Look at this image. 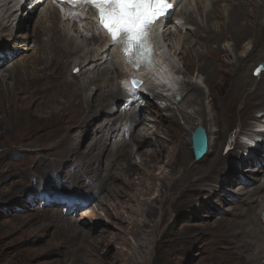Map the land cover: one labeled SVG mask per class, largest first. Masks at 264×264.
I'll return each instance as SVG.
<instances>
[{"label": "rangeland", "instance_id": "1", "mask_svg": "<svg viewBox=\"0 0 264 264\" xmlns=\"http://www.w3.org/2000/svg\"><path fill=\"white\" fill-rule=\"evenodd\" d=\"M213 1L215 0L183 1L181 8L179 7L173 13V18L170 20L177 23L181 21L184 24L181 26L184 27L180 28V26V29H178L175 24H170L169 28L171 31L167 30L166 33L171 34L169 38L167 37L166 45L168 46H166L164 51L165 54L172 58L173 66L180 69L177 71L176 68L171 77L178 84L176 87L179 89L178 91L176 89V91L181 92L186 82H191L202 89L205 94L203 98V113H194L193 110L196 105L195 107L190 105L187 95L183 96L180 94L177 96L181 99L177 100L175 97L171 99V95H174L176 91L172 94L171 91L155 88V91L162 94L163 98L160 100L151 98L149 100L151 102H148L147 108H149L150 114L145 120L143 119V122L145 125H150L147 127H149V132L152 133V136L164 142V149L157 163L155 160L145 162V167L147 168L142 172L137 171L136 173L131 168L129 173L133 177L130 182L126 180V173L120 170L123 168L120 165L115 171V177L110 179L109 192L103 191V193L106 192L105 195L108 202L115 203L111 201L112 197L117 201V210L121 211L122 215L120 222L109 223L108 226H99L98 232L105 239L101 250L93 246L92 243L83 241L82 237H78L74 232V229L77 228L78 231L87 230L89 235L96 233L92 232L93 223L100 221V219H91L84 211L76 215H70L57 207L40 209L41 201L35 197L30 202L28 194L37 190L42 184H44L42 189L51 192L62 191L63 189L72 192L70 188H74L77 184L74 185L66 181V178L73 172L74 158H70L67 165L59 162V164H54L52 160H48L51 163L50 166H44L41 167V170H36L39 165L38 162H35V159L40 156V153L34 149L38 146L30 145L27 147L26 143L17 141L20 139L17 135L18 128L30 123V116L24 112H19L5 101L0 105V264H94L96 258H99L98 254L103 256V252H106L109 258L108 261H103L101 264H125L126 262H129V264H234L233 262L235 261H231L232 258L228 256V248L232 249L235 256L240 250L244 252L243 257L246 260L235 257L236 264H256V260L264 264V250L259 254V257L258 255L251 256L254 251L252 248L247 250L248 241H254L251 235L255 224H257L256 226L264 238V201L258 207L249 204L253 197L256 199L264 197V191L255 190L264 185V172L256 174L257 171L254 168L256 165L255 160L258 159V156L259 159H264V154L261 153L262 148H264V142L263 144H258L255 140L245 141L241 136L245 135V132L238 133L234 128V124L231 123V126L229 125L230 121L236 123L240 121L239 118L232 119L231 106L226 108V105H223L225 111L223 114H220L216 109H212L210 106L211 99L215 103L222 104V95L212 92L213 94L209 97L207 87L203 82L204 76L197 72L201 65L200 62H193L192 60L189 63L190 66H188L181 58L182 55L179 54L185 50L191 55L198 51L204 55L208 54L207 49L200 46L194 35L190 33V30L194 27L185 24L184 14L189 11L195 12L197 4H201L204 12H206L211 8V2ZM229 1L221 2L224 12L225 10L229 12L230 4H237L239 0ZM2 2L1 0L0 18L1 12H3ZM260 2L264 9V0H260ZM45 5L43 4L22 21H19L14 30H17L18 33H31L35 19ZM180 11H184L183 16L180 15ZM196 21H199L197 24L204 25L203 17H197ZM4 22L5 26L0 27V49L2 47L7 48L9 53L20 60L19 63L28 59L30 53H33V49L27 50L24 47L14 46L15 39L12 38L5 45L6 38L9 36L10 22L7 18H5ZM244 23L246 22L244 21ZM58 27L61 33L65 32L66 25L64 23L58 21ZM212 27H216L215 22L212 23ZM81 32L82 30L80 29L79 35H76L78 32L73 31L74 36H76L73 37L75 38L73 40L74 42L77 40L72 45L73 50L77 51V47L82 43ZM88 32L84 31V33ZM160 38L162 41V35ZM262 42L263 45L260 46L259 51L254 53H252V48H254L252 38L248 36L240 41L238 48H233L231 40L218 43L223 51L225 50L231 54V56H223L221 61L215 62L217 66L221 64L226 66L227 74H225V80L227 85H233L234 89L245 84H248L252 89L255 84L264 86V72H261L260 76H255L252 73L256 65L264 61V36ZM88 45L95 50H99V47L93 45L90 40ZM177 48L180 51L178 55H176L177 51H175ZM12 49H14V52H12ZM16 51L17 53H15ZM111 51L109 50V61L106 64L110 68L112 66L118 67L119 75L114 77L116 85L108 89L110 92H119L120 98L115 102L107 103L104 109L99 112L98 120L102 119L104 121L105 119L117 117L115 118L117 126L120 127L123 124L124 113L116 111L112 117H109V115L115 105L122 99L118 81L123 80L124 73L127 70L120 66L119 58L114 54L112 55ZM79 54L83 55L84 53L81 52ZM247 54H252V57L246 60L243 66L239 68L232 67L238 56ZM3 58L4 56L0 60ZM187 60L189 59L187 58ZM76 61V55L69 58L70 64L66 73L68 77L71 73L79 76V67L76 66ZM110 61H112L113 65L112 63L109 64ZM7 63H9V60L4 61L0 65V70L2 68L5 70L8 66L4 67V65ZM88 68L89 72L87 74L92 75L93 65H89ZM187 69H190V71L188 72ZM80 78L83 82L87 81L86 75ZM8 82L12 84L11 80H8ZM150 85H147V87ZM262 92L263 94L259 98L264 97V87ZM149 95L150 97L154 96V94ZM149 103L158 110L163 118L172 116V120H175L177 126L180 127L181 132L179 135L175 134L170 125L168 128L164 127L167 125L166 120L154 121V109L149 107ZM165 104H167V108L164 109ZM236 105L234 103L235 107ZM238 107L240 108L241 105H238ZM178 109L179 111L182 110L185 115L186 113L190 115V119L185 120L182 118ZM145 114L146 112L144 113L143 111L140 119L144 118ZM253 115L259 120L264 119V111L258 113L255 110ZM110 123L111 121L108 122V125ZM221 124L225 127L229 125L231 128L226 136L223 134L224 132L218 130ZM197 125H201L206 129L209 142L211 143L209 145L210 152L201 161L194 159L189 138L193 128ZM249 126L247 127L249 134L253 130L256 134L259 131L257 129H263L264 123L260 121L259 123L253 122ZM72 129L74 133L75 128ZM95 129H98V123L94 124L90 134L83 138H78V142L82 144L81 146L84 150L75 147L74 154L77 157L90 146L91 140L96 135ZM3 134L6 135L4 136ZM246 136L250 137L249 135ZM234 139L242 140L243 144H248V148L237 147L232 151L231 141ZM113 142H117V140L112 138L107 144L109 143V146L114 147L115 144ZM126 142L129 143L128 149L134 152L136 147L133 145L132 140H127ZM252 142L257 143L258 147L256 148V145ZM219 144L220 147H223L222 153L225 162L229 164L228 169L214 171L203 177L201 181H197L199 183L197 189L186 195L188 197L194 195V203L192 205L183 207L181 201L179 208L172 209L162 197L171 181L178 179L179 182L187 183L191 177L207 170L214 157V150ZM140 150H143L144 155L148 153V149L145 147L141 146ZM260 155L262 156L260 157ZM140 158L142 159L143 156L140 155ZM140 158L134 155L133 160L138 162ZM119 159H122V157L117 158L118 161ZM194 161L196 164H194ZM108 163L109 161L102 159L101 171H104ZM63 166L67 170L64 175L60 173V169ZM257 167H260V163H257ZM17 168L21 169L18 170ZM245 168L247 170H244ZM54 169L56 170L54 171ZM190 169H195L197 172L189 171ZM186 170L188 175H185ZM87 177L88 175L86 174L81 176L79 186L82 187L85 196H89L91 204L88 208H97L96 198L90 194L97 196L102 190L96 188L92 191L91 188L85 187L84 183H87V180H85L88 179ZM94 177L91 181L92 185L100 182L98 176ZM82 189L80 190L82 191ZM152 201L155 202L153 204L154 208L150 210ZM167 201L170 202V199ZM147 210L151 212L146 213ZM253 211L257 213L256 218H254ZM103 217L105 221L110 222L107 216ZM68 224L74 226L70 228ZM136 225H140L137 231L134 230ZM140 229L143 230V233L139 234ZM257 235L259 236L258 233ZM191 236L195 238L190 239L191 243L189 241L186 243V248H182L185 237L189 238Z\"/></svg>", "mask_w": 264, "mask_h": 264}, {"label": "bare ground", "instance_id": "2", "mask_svg": "<svg viewBox=\"0 0 264 264\" xmlns=\"http://www.w3.org/2000/svg\"><path fill=\"white\" fill-rule=\"evenodd\" d=\"M2 1L3 12H1L2 14L0 18V27L5 26L4 7L6 5V1ZM222 1L230 2L229 0H215L211 2V8L206 12H204L201 4L196 5L195 12L189 11L184 14V11H180V15L183 16L184 14V19H186L185 24H189L194 27L190 30V33L194 35L196 41L200 46H203L205 49H207L208 54L204 55L198 51L196 53L194 52V55H191L187 53L186 50L182 53H179L180 51L178 50V48L175 51H177L176 55H178V53L182 55L181 58L185 61V63H187L188 66H190L189 63L192 60L193 62H200L201 65L199 71L197 68L196 69L198 74L201 73L204 76L203 82L207 87L209 97L214 92L222 95V104L215 103V101L211 99L210 106L212 107V109L218 110L220 114H223L225 112V105L226 108H230L231 106L232 119L239 118L240 121L239 123L230 121L229 125L231 126V123L234 124V128L238 133H246L249 131L247 127L251 126H249V124H252L253 122L259 123V121L264 123V119L259 120L256 118V116L253 115V112L255 110L258 113H260V111H264V97L259 98L263 94L262 90L264 86H262V84H255L253 85L252 89L248 84L244 83L245 85L234 89L233 85H227L226 83V66L224 64L217 66L215 62L221 61L223 56H231L230 53H227V51H223L221 49L218 43L222 41L231 40L233 42V48H238L240 45V41L248 36L252 38L254 47L252 48V53L259 51L260 46L263 45L262 40L264 36V9L260 0H236L238 1V3L230 4L229 12L225 10V13L223 10L224 8L221 5ZM13 2L20 9L22 14L24 13V9L30 4L29 0H23L22 2L19 1L17 3L16 0H12V4ZM20 2L24 5L23 8L18 5L20 4ZM182 3L183 0H180L175 11H177ZM36 6H34L33 9H35ZM56 10L57 9L51 4H46L44 9L41 10L40 14H38V17L35 19L33 30L31 33H18L17 30H13L12 28H10L9 36L6 38L5 45L8 44L11 38L15 39L14 46L24 47L27 50L33 49V53L31 52L33 56L30 53V57L20 63L19 59L13 57V59L9 60V63L4 65V67L8 66L9 69H7V67L5 70H3V68L2 70H0V72L2 71L0 74V105H2L5 101L9 106H13L19 112H24L30 116V123L22 125L20 128H18V130L16 129L17 135L20 137V139L17 141L24 144L26 143L25 145H27V147L30 145L38 146L36 149H34L35 151H38L40 153V156L35 159V162H38V165L40 166L39 167L37 165L38 167L36 168V170H41V167L44 166H50L51 163H49L48 160H52L54 164L65 163V165H67L69 163L68 160H70V158H74L73 172L67 176L66 181L74 185H79V179L83 174L88 175L87 178L90 181L95 178L94 176H98L100 182H97L95 185H92L91 182L89 185V188H91L92 191L96 188L102 190L100 192V194L102 193V195L98 194L97 196H95L90 194L91 196H94L96 198L95 203H97V208H82V211H84V213L89 218L100 219V221L93 223L92 232L96 233L89 235V232L87 230L82 229V231H78L77 228L74 229V232L78 237L81 236L82 238H80L83 241L90 242L93 244V246L101 250L105 239H103L102 234L98 232L99 226H108L109 223L120 222V218L122 215V212L117 210V201H115L112 197L111 201L115 202L114 204H112L106 199L105 193L109 192L110 179L115 177V171L120 165L121 167H123L120 170L126 173V180L130 182L131 178L133 177L132 174L129 173L131 168L136 173L137 171L142 172L147 168L145 167L146 161L155 160L156 163L158 162L159 156L164 149V142L152 136V133L149 132V127H147L150 125H145L143 119H137L133 120V122L135 123L133 132L130 134V137L128 139L129 141L132 140L133 145L136 147L134 152L128 149L129 143H127L126 141L115 143L114 147L109 146V143L107 144V142L111 140L112 137H115L114 134L117 132L118 128L114 126L113 123L108 125V122L114 120V118H109L102 121V119L98 120V114L104 109L107 103L115 102L120 98L119 92H110L108 89L116 85L114 77L115 75H119L118 67L112 66L110 68L106 64L109 61L108 56L109 50L111 49H106L105 45H108L109 40L101 35L94 34L91 38H89L87 36V33L81 32L80 36L83 37L82 43L77 47V51L73 50L72 45L76 43L77 40H75L74 42L73 39L75 38L73 37L76 36L71 34V32H78L76 33V35H79L80 27L78 26L77 28L75 24H72L65 19H61ZM29 12H27L26 14L29 15ZM197 17H203V26L200 23V25L197 24V22H199L196 21ZM24 18L19 19V21H22ZM170 19L163 27L162 43L164 44V46L160 49L161 52H164L166 46H168L166 45V41L167 37L169 38V35L171 33L167 34L166 32L167 30H170V24H175V27H178V29L184 27H180L179 22L177 23L176 21L174 22ZM258 19L259 21H257ZM58 21L66 25L64 30L65 32L61 33L60 30H58ZM244 21L246 23H244ZM213 22L216 23L215 28L212 27ZM84 31L91 30L87 29ZM86 36L87 38H85ZM87 39L92 41L93 45L98 46L99 50H95L94 48L89 47V40ZM213 44L214 46L212 47ZM12 50V52H14V49ZM0 52L9 53V50L2 47L0 49ZM81 52H83L84 54H79ZM15 53H17V51ZM69 55L70 57L76 55V66L79 67V76L71 73V75H69L68 77V75L66 74L68 66L70 64V57L68 58ZM115 55L118 56V53L116 52ZM166 55L167 58L165 60H161V62H163V66L159 65L157 69L152 71V73L142 75L141 72L133 74L128 71L126 72V75L123 79H126L129 76L133 75L144 80V83L141 87L142 90H144L147 85L152 84L153 86H156V89L162 88V90H167L168 92L171 91V93L174 94L176 91L175 86L178 84L170 77V70L166 66L169 64V62H171L172 58L169 57L168 54ZM4 57H7V55L5 54ZM251 57L252 54L238 56L236 61L232 64V67L239 68L243 66V63L246 60L251 59ZM187 58L189 60H187ZM111 63L112 61H110L109 64ZM89 65H93V74L91 73L92 75L87 74L89 72ZM179 70L180 69L177 68V71ZM110 71L112 72V74ZM187 71L189 72L190 69H187ZM261 72L263 73L264 71ZM261 72L255 76H260ZM85 75L87 77V81L83 82L80 77H85ZM8 80H11L12 84L9 83ZM124 85V80H121L119 83L121 96V88ZM184 86L185 87L181 92H177L179 89L178 88L176 93L179 94L175 93L174 95H171V99H173V97H176V95H187L190 105L193 107H195L196 105V108H194L193 110L194 113L202 114L203 98L205 97L202 89L195 84L193 85V83L191 82H186V85ZM153 98L160 100L163 98V95L159 92H154ZM234 103L237 104L236 107L234 106ZM238 105H241V107L239 108ZM149 107L154 109V121L158 122V120L161 121V119H164L167 123V125L164 126L165 128H168V126L170 125V127H172L175 131V134H180V127L177 126L175 120H172V116L163 118L158 110H156L155 107L151 105V103H149ZM163 108H167V104H165ZM147 109L149 110V108ZM179 113L185 120L190 119V115H188L187 113L185 115L182 110H180ZM123 119H125V115L123 116L122 121ZM95 123H98V129H95V137L91 140V144L87 148V150L85 152H81L77 157L74 154L75 147L80 148V150H84L81 146L82 144L78 142V138H83L90 134L91 129ZM229 125L225 127L221 124L218 130L224 132L223 134L226 136L227 132L231 129ZM72 128H75L74 133L72 132ZM261 134V131H258L255 135L259 137ZM3 135L5 136L6 134ZM249 135H251V133ZM107 137L109 140L107 139ZM254 138L255 137H251L250 140L254 141ZM258 144L256 143V145ZM209 145H211V143L208 139V149L205 155L210 152ZM141 146L148 149V153L146 155H144L143 150H140ZM231 146L232 151L237 147L248 148V144H243L242 140L239 139H234L233 141H231ZM222 148L223 147H220V144L216 146L211 165L204 172L191 177L187 183L179 182L178 179L171 181L162 197L164 198L166 203H169L172 209L179 208L181 201L183 207L192 205L194 203V195L192 197H188L186 195L189 192L197 189V187L199 186V183H197V181H201L203 177L213 173L214 171H224L225 169H228L229 164L225 162ZM134 155H137L138 158H140V155H142L143 158H140V160L138 159L139 161L136 162L133 160ZM205 155L197 161L203 160L205 158ZM261 156L262 155H260V157ZM118 157H122V159H119L118 161ZM102 159L109 161L104 171H101ZM255 161L256 165L254 168L257 171L256 174H258V172H264V159H259L258 156V159H256ZM257 163H260V167H257ZM61 164L60 166H62ZM194 164H196V162ZM64 166L60 169V173H62L63 175L67 171L66 169H64ZM169 167L170 169H172L171 166ZM17 169L20 170L21 168ZM55 170L56 169H54V171ZM244 170H247V168H245ZM189 171H195V169H190ZM185 175H188L187 170ZM255 190L263 192L264 185ZM103 191L106 192L103 193ZM172 194H174V196H172ZM168 199H170V202L167 201ZM263 201L264 197H259V199L253 197L249 204L253 205L254 207H258ZM154 203V201L150 203V210L154 208ZM69 205L71 206V204ZM150 210H147L146 213H150ZM253 214L255 215L254 218H256L257 213L253 211ZM103 216H107L110 219V222L105 221V218ZM68 225L70 228L74 226L72 224ZM256 225L257 224L254 225L253 233L251 235L254 241H248L247 243V250H250L251 248L254 250L251 253L252 257L256 255H258L259 257V254H261L264 250V238L262 237L260 230ZM139 226L140 225L134 226V230L137 231L139 229ZM140 233H143V230L140 229L139 234ZM257 233L259 234V236L257 235ZM192 238L195 237H185L182 248H186V243L188 241L189 243H191L190 239ZM236 254V256L233 255L232 249L228 248V256L232 258L231 261H235L233 262L234 264H236L235 257H238L241 260H246L245 257H243L244 252L242 250H240V252ZM98 256L99 258H96L95 263L93 262L94 264H101L103 261H108L109 256L106 252H103V256H100L99 254ZM125 264H129V262H126ZM256 264L261 263L259 262V260H256Z\"/></svg>", "mask_w": 264, "mask_h": 264}, {"label": "snow or ice", "instance_id": "3", "mask_svg": "<svg viewBox=\"0 0 264 264\" xmlns=\"http://www.w3.org/2000/svg\"><path fill=\"white\" fill-rule=\"evenodd\" d=\"M73 5L89 3L98 12L97 26L103 27L120 43L122 52L134 68L137 65L153 67L150 59L151 33L154 24L164 23L174 12L169 0H60ZM257 69V73H259ZM133 83L139 82L133 78Z\"/></svg>", "mask_w": 264, "mask_h": 264}, {"label": "clouds", "instance_id": "4", "mask_svg": "<svg viewBox=\"0 0 264 264\" xmlns=\"http://www.w3.org/2000/svg\"><path fill=\"white\" fill-rule=\"evenodd\" d=\"M125 75H126V72L124 73V77H125ZM118 83H120V81H118ZM155 87L156 86H153V89L149 91L148 95L142 94L143 101L146 103V107L143 110L144 113L146 112V116H149V114H150L149 110H147L148 102H150L149 100L151 98H153V96L150 97L149 94L153 95L154 92H156L155 91L156 90ZM154 99H156V98H154ZM123 100H124V98H122L117 103V105H115L116 111H118L117 108H118V106L121 103H123ZM134 109H135V104L133 106H130V108L127 111H125V112H127L129 114H131V112H132L133 115H136V118L128 117L125 114V119H123L124 126H126V127L131 126L132 127L131 130L129 131L128 135L125 136L123 134V128L121 129V126L123 124L119 127V126H117V122H116L115 118H114V120L111 121L110 124L113 123L114 126H116L118 128L117 132L114 134L115 137H112V138H115L117 140V142H113L114 144L118 143V142L121 143L122 141H127L129 139L130 134L133 132V128H134V124H135L133 122V120L140 119L142 114H143V111H135ZM112 116H113V114L110 113L109 117H112ZM146 116L144 118H142V119H145ZM85 180H87V183H84V186L85 187H89L91 181H88V179H85ZM79 185H76L74 188H70V190H72V192H69L66 189H63L62 191L51 192V191L42 189L44 187V184H42V185H40L37 188V190H35L34 192L29 193L28 194V198H29V200H31V196L33 198L34 197L37 198L39 195H41V199H38V200H40L41 203H43V201L47 202L45 208L46 207H57L58 209L62 208L64 213H67V214H70V215H76L77 213L82 211V208H88V206L91 204V202L89 201V198H88L89 196L88 197L85 196L82 187L79 186ZM80 189H82V191ZM71 196H73L74 200L76 199V202H74L73 205L71 204L72 207L70 206L69 209H66L68 206H65L64 204H65L66 201H68L67 198H70ZM82 200L89 201V205L82 204L81 203ZM48 201H49V203H48ZM42 208H44V207H41V209Z\"/></svg>", "mask_w": 264, "mask_h": 264}, {"label": "water", "instance_id": "5", "mask_svg": "<svg viewBox=\"0 0 264 264\" xmlns=\"http://www.w3.org/2000/svg\"><path fill=\"white\" fill-rule=\"evenodd\" d=\"M257 69H259L260 71L264 69V61L256 65V67L253 69V72H252L253 75L258 74ZM133 78L135 77L133 76L130 77V82H133ZM135 80L137 81L136 78ZM189 138H190V144H191L193 157L195 160H198L205 155L208 149L207 131L203 126L197 125L193 128Z\"/></svg>", "mask_w": 264, "mask_h": 264}]
</instances>
